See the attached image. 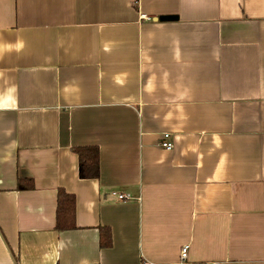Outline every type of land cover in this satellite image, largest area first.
Segmentation results:
<instances>
[{
  "label": "crops",
  "instance_id": "crops-1",
  "mask_svg": "<svg viewBox=\"0 0 264 264\" xmlns=\"http://www.w3.org/2000/svg\"><path fill=\"white\" fill-rule=\"evenodd\" d=\"M183 246L264 264V0H0V264H178Z\"/></svg>",
  "mask_w": 264,
  "mask_h": 264
},
{
  "label": "trees",
  "instance_id": "trees-1",
  "mask_svg": "<svg viewBox=\"0 0 264 264\" xmlns=\"http://www.w3.org/2000/svg\"><path fill=\"white\" fill-rule=\"evenodd\" d=\"M73 153L78 157V173L81 179H97L99 177V157L98 149L91 147H75ZM19 185L22 180H19ZM21 189V186H18ZM32 188V182L29 181L27 189ZM55 229L58 232L75 229V197L63 189H59L56 198ZM102 239L100 246L107 248L111 244V236L108 229L101 228Z\"/></svg>",
  "mask_w": 264,
  "mask_h": 264
},
{
  "label": "built area",
  "instance_id": "built-area-1",
  "mask_svg": "<svg viewBox=\"0 0 264 264\" xmlns=\"http://www.w3.org/2000/svg\"><path fill=\"white\" fill-rule=\"evenodd\" d=\"M164 137H167V134L164 135ZM160 146L161 148L167 150V151H170L172 148H173V144L172 143H169V142H165V141H162L160 143ZM115 194V193H113ZM118 199L120 200H123L125 198V195H117ZM180 257H179V263L178 264H184L185 260H186V254H187V246H183L181 247L180 249Z\"/></svg>",
  "mask_w": 264,
  "mask_h": 264
},
{
  "label": "water",
  "instance_id": "water-1",
  "mask_svg": "<svg viewBox=\"0 0 264 264\" xmlns=\"http://www.w3.org/2000/svg\"><path fill=\"white\" fill-rule=\"evenodd\" d=\"M175 17L173 16H167V17H159L158 20L159 21H167V20H174Z\"/></svg>",
  "mask_w": 264,
  "mask_h": 264
}]
</instances>
